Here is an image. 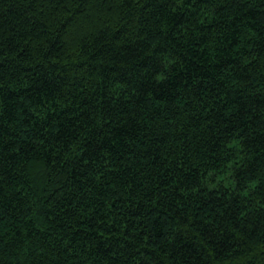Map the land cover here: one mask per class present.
Returning a JSON list of instances; mask_svg holds the SVG:
<instances>
[{
  "label": "trees",
  "instance_id": "obj_1",
  "mask_svg": "<svg viewBox=\"0 0 264 264\" xmlns=\"http://www.w3.org/2000/svg\"><path fill=\"white\" fill-rule=\"evenodd\" d=\"M0 264H264V0H0Z\"/></svg>",
  "mask_w": 264,
  "mask_h": 264
}]
</instances>
